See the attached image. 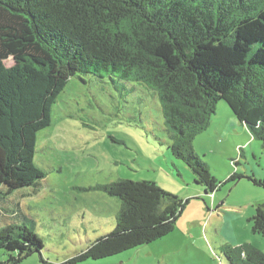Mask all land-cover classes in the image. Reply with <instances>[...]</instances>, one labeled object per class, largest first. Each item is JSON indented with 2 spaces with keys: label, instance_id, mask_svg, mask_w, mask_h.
<instances>
[{
  "label": "trees",
  "instance_id": "1",
  "mask_svg": "<svg viewBox=\"0 0 264 264\" xmlns=\"http://www.w3.org/2000/svg\"><path fill=\"white\" fill-rule=\"evenodd\" d=\"M82 75L107 78L116 90L128 83L153 91L168 150L212 194L218 184L192 141L219 102L264 147V0H0V264L33 254L54 264L41 257L43 243L26 226L20 201L36 196L45 177L34 164V121ZM27 117L33 122L23 126ZM242 178L264 189V180L236 173L223 184ZM96 190L120 204L114 228L59 264L165 238L188 204L149 181L119 179ZM249 222L264 236V202ZM220 251L229 264H264L250 244Z\"/></svg>",
  "mask_w": 264,
  "mask_h": 264
},
{
  "label": "rangeland",
  "instance_id": "2",
  "mask_svg": "<svg viewBox=\"0 0 264 264\" xmlns=\"http://www.w3.org/2000/svg\"><path fill=\"white\" fill-rule=\"evenodd\" d=\"M80 77L67 82L46 120L34 121V164L45 177L39 193L20 203L26 226L43 243L44 260L63 263L113 230L120 204L96 187L119 179L153 182L188 204L165 238L84 264H229L220 246L235 242L264 253V236L254 235L249 222L255 205L264 202V189L246 178L223 184L234 173L264 180V147L225 102L192 141L194 155L218 184L204 194L168 150L153 91L128 83L127 91L116 90L107 78ZM31 122L27 117L21 124ZM19 264H40L39 255Z\"/></svg>",
  "mask_w": 264,
  "mask_h": 264
},
{
  "label": "crops",
  "instance_id": "3",
  "mask_svg": "<svg viewBox=\"0 0 264 264\" xmlns=\"http://www.w3.org/2000/svg\"><path fill=\"white\" fill-rule=\"evenodd\" d=\"M231 244H232V243H231ZM232 245H233V247H235V246H238V243L235 242V243H233ZM221 246H222V245H221ZM221 246H220V247H221Z\"/></svg>",
  "mask_w": 264,
  "mask_h": 264
}]
</instances>
